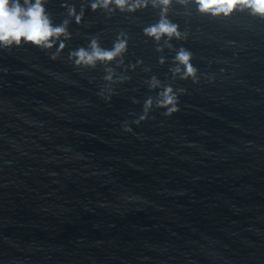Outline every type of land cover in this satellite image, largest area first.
Masks as SVG:
<instances>
[{"label": "water", "instance_id": "obj_1", "mask_svg": "<svg viewBox=\"0 0 264 264\" xmlns=\"http://www.w3.org/2000/svg\"><path fill=\"white\" fill-rule=\"evenodd\" d=\"M91 2L45 0L53 25L69 21L51 49L0 47V264H264V19L173 0L186 36L156 41L143 32L160 18L151 3ZM121 32L113 61L69 58ZM181 48L198 82L174 73ZM166 86L171 115L156 106Z\"/></svg>", "mask_w": 264, "mask_h": 264}, {"label": "clouds", "instance_id": "obj_2", "mask_svg": "<svg viewBox=\"0 0 264 264\" xmlns=\"http://www.w3.org/2000/svg\"><path fill=\"white\" fill-rule=\"evenodd\" d=\"M182 5L194 2L196 9L203 15L212 17H229L235 11H247L254 17L264 19V0H177ZM151 3L152 7L160 9L159 20L143 29L144 35L151 37L156 41L162 38L171 40L172 38L182 39L186 33L180 31L179 25L173 23L168 18V10L173 0H92L90 8L93 11L103 9L107 12H114L119 9L121 12H136L138 9L145 8ZM69 15L75 18L76 23L82 21L83 12L77 13L74 7L69 8ZM69 21L65 20L60 25H53L52 20L45 8V0H0V47L11 48L30 43L43 50L51 49L56 45L60 37L66 39L70 37L67 31ZM66 45L59 43L57 51H62ZM128 49V39L125 33L121 32L113 43L111 49H105L100 46L98 38H92L88 48H78L69 54L70 59H74V64L80 66L95 67L97 62L113 61L121 56ZM158 51L161 49H157ZM54 53L52 58L55 59ZM193 54L191 51L181 48L175 57L177 67L173 69L174 73L183 71L181 79L192 78L198 82L197 69L191 63ZM163 63V58H161ZM138 63H141L138 61ZM180 65L183 66L181 69ZM111 81L112 76L105 77ZM159 81L152 77L150 86L155 88L159 86ZM184 89H180L183 92ZM103 95V93H101ZM160 99L157 101V107L166 109L165 115H171L178 111L179 97L171 86H166L159 93ZM152 98L144 103L143 114L136 123L147 119L148 113L152 108ZM126 131H131L125 125Z\"/></svg>", "mask_w": 264, "mask_h": 264}]
</instances>
